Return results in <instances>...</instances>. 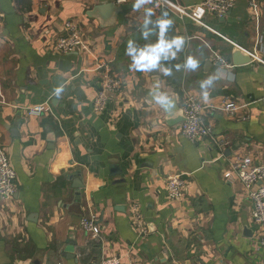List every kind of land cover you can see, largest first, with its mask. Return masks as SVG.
<instances>
[{
	"label": "crops",
	"instance_id": "crops-1",
	"mask_svg": "<svg viewBox=\"0 0 264 264\" xmlns=\"http://www.w3.org/2000/svg\"><path fill=\"white\" fill-rule=\"evenodd\" d=\"M250 1L235 0L223 18L205 14L204 28L156 0L135 11V0H0V147L15 172V194L0 199V264H99L113 256L124 264H264L244 188L224 179L238 158L264 163V66L232 63L231 43L264 60V0H254L253 11ZM159 19L173 21L165 39L184 44L172 49L175 58L136 71L128 42L157 43ZM67 22L84 44L59 54ZM216 56L232 67L218 69ZM106 70L121 89L96 114ZM186 93L201 102L212 130L197 143L181 135L180 123L165 122L163 104L180 110ZM224 99L237 105L231 116L219 108ZM35 105L49 112L27 116ZM172 174L186 181L179 201L167 196ZM83 220L94 222L97 237Z\"/></svg>",
	"mask_w": 264,
	"mask_h": 264
},
{
	"label": "built area",
	"instance_id": "built-area-1",
	"mask_svg": "<svg viewBox=\"0 0 264 264\" xmlns=\"http://www.w3.org/2000/svg\"><path fill=\"white\" fill-rule=\"evenodd\" d=\"M122 4L127 0H116ZM159 5L174 13L179 19H187L192 23L207 28L202 22L205 14L216 15L223 18L229 13L234 6L235 0H205L199 4L184 7L172 0H156ZM250 9L253 11L257 7V3L251 0ZM1 21V14H0ZM67 34L59 37L55 43V50L59 54H70L81 50L84 41L81 32L71 23L65 24ZM233 46V43H231ZM251 60H254L264 66V60L247 53ZM215 66L223 71L230 69L231 64L225 59L214 57ZM105 68V67H103ZM121 89V81L114 78L109 70L103 72L99 89L93 102V111L96 114L102 113L109 101V97L119 92ZM220 110L231 116L235 113L237 105L231 99H224L220 106ZM180 110L183 114L184 121L180 123L179 130L181 135L191 143H197L200 140L209 138L212 130L205 125L202 118L203 105L192 94H184L181 98ZM49 112V108L44 105H35L26 107L24 113L27 116L40 117ZM235 177L243 186L247 198L251 204V221L256 227L255 244L263 253L262 262L264 263V163H255L250 156H244L236 159L229 171L224 173V179L229 180ZM165 185L167 196L172 201L183 199L186 181L182 174H172L165 177ZM15 194V172L11 168L6 154L0 147V199L7 200ZM137 207L131 208V219L133 222L139 220V212ZM81 227L91 237L98 236V231L92 220H83ZM99 264H124L120 256L101 258ZM128 264H140L138 261H129Z\"/></svg>",
	"mask_w": 264,
	"mask_h": 264
},
{
	"label": "clouds",
	"instance_id": "clouds-1",
	"mask_svg": "<svg viewBox=\"0 0 264 264\" xmlns=\"http://www.w3.org/2000/svg\"><path fill=\"white\" fill-rule=\"evenodd\" d=\"M146 2L147 0H135V3L132 6L133 10L141 9L142 5ZM145 11L148 17L153 15L152 9H146ZM163 15L167 16L168 14L165 12ZM148 22V19H146L145 24ZM156 23L159 29L157 43L144 49H138L133 47L132 41L128 42L126 53L132 57L131 68L136 71H151L157 68L162 57L164 59H168L169 56L175 58L176 52L172 51V49L175 48L179 51L184 44L183 37H175L170 41L165 39V34L173 23L171 19H159ZM143 35L147 38L148 33L144 32ZM186 66L195 69L197 67V61L192 57H188L186 60ZM162 71L165 75L169 74L168 69H162Z\"/></svg>",
	"mask_w": 264,
	"mask_h": 264
},
{
	"label": "water",
	"instance_id": "water-1",
	"mask_svg": "<svg viewBox=\"0 0 264 264\" xmlns=\"http://www.w3.org/2000/svg\"><path fill=\"white\" fill-rule=\"evenodd\" d=\"M232 63H233V66L235 67L247 65L251 63V58L245 51H243L237 46H234L232 50ZM163 109L166 115L165 122L167 125L173 126V125L179 124L184 121L183 114L181 110L178 109L175 101H168L167 103L165 102L163 104ZM175 112L179 113L177 115V118H175L173 115Z\"/></svg>",
	"mask_w": 264,
	"mask_h": 264
},
{
	"label": "trees",
	"instance_id": "trees-1",
	"mask_svg": "<svg viewBox=\"0 0 264 264\" xmlns=\"http://www.w3.org/2000/svg\"><path fill=\"white\" fill-rule=\"evenodd\" d=\"M163 60H165V61H166V59H164V58H163ZM165 64H166V63H165ZM167 65H168V67H170V68H171V67H172L174 64H173V63H172V61H171L170 63H167Z\"/></svg>",
	"mask_w": 264,
	"mask_h": 264
}]
</instances>
